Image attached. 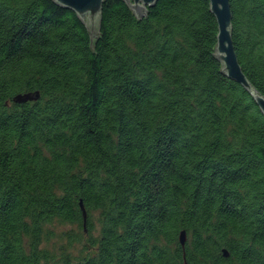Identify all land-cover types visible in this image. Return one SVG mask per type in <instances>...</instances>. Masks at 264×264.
<instances>
[{
    "label": "trees",
    "instance_id": "obj_1",
    "mask_svg": "<svg viewBox=\"0 0 264 264\" xmlns=\"http://www.w3.org/2000/svg\"><path fill=\"white\" fill-rule=\"evenodd\" d=\"M229 2L264 95V0ZM217 33L209 0H105L93 32L53 0H0V264H264V116Z\"/></svg>",
    "mask_w": 264,
    "mask_h": 264
},
{
    "label": "water",
    "instance_id": "obj_2",
    "mask_svg": "<svg viewBox=\"0 0 264 264\" xmlns=\"http://www.w3.org/2000/svg\"><path fill=\"white\" fill-rule=\"evenodd\" d=\"M63 8L74 11L78 17L85 23L91 32L98 29L101 21L102 4L105 0H53ZM137 17L146 13L148 7L155 5L157 0H125ZM210 10L214 14L217 25V43L216 57L222 64L224 73L241 86H243L252 95L253 100L264 116V95L259 93L249 83L239 64L233 40H232V12L229 0H209ZM39 97L38 91L21 92L13 97L15 102H25L35 100ZM81 203V202H80ZM83 216L85 218V211ZM186 241V232L182 229L179 233V242L184 247ZM224 256L228 253L223 249ZM184 264L187 262L184 260Z\"/></svg>",
    "mask_w": 264,
    "mask_h": 264
},
{
    "label": "rangeland",
    "instance_id": "obj_3",
    "mask_svg": "<svg viewBox=\"0 0 264 264\" xmlns=\"http://www.w3.org/2000/svg\"><path fill=\"white\" fill-rule=\"evenodd\" d=\"M70 226L69 225H58L56 228V233L57 235L53 236V238L50 239V241L48 242V244H43V246H47L51 251L55 252L56 254H60L61 251L67 250L66 248V240L64 238H62L61 236H59L58 234L61 233V231L63 230H67L69 229ZM95 234V232H94ZM81 247V244H77L75 248L73 249H68L69 252H72L74 254H77L79 248ZM94 249H91L92 252Z\"/></svg>",
    "mask_w": 264,
    "mask_h": 264
}]
</instances>
